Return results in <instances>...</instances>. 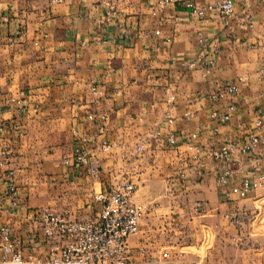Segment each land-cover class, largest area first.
Wrapping results in <instances>:
<instances>
[{"label":"crops","instance_id":"obj_1","mask_svg":"<svg viewBox=\"0 0 264 264\" xmlns=\"http://www.w3.org/2000/svg\"><path fill=\"white\" fill-rule=\"evenodd\" d=\"M49 1L0 0V147L11 149L17 174L15 199L0 177V226H9L24 244L41 240L42 209L69 220L93 218L100 208L94 196L129 181L134 201L149 208L130 244L131 264H209V250L197 241L210 232L241 247L236 264H264V220L257 207L264 188L227 201L216 182L220 164L208 166L199 180L184 153L192 132L198 144L213 149L228 140L241 143L257 118L264 122V0H247L250 8L233 0L234 14L224 20L216 14L198 19L187 7L216 0H173L164 10L156 0ZM109 7L116 17L99 23ZM198 32L217 46L215 62L190 69ZM239 77L244 84L235 99L207 98ZM231 105L227 123L211 118ZM171 130L174 146L166 143ZM81 143L96 154L97 177L63 163ZM105 144L115 148L102 153ZM239 170L264 172V147L243 157ZM234 214L244 217L238 227L230 223ZM165 237L174 242L163 243ZM202 248L204 257L182 251ZM162 253L180 257L166 261Z\"/></svg>","mask_w":264,"mask_h":264},{"label":"built area","instance_id":"obj_2","mask_svg":"<svg viewBox=\"0 0 264 264\" xmlns=\"http://www.w3.org/2000/svg\"><path fill=\"white\" fill-rule=\"evenodd\" d=\"M66 0H50V4H63ZM260 0H252L259 2ZM173 0H156L159 9H166ZM245 8H250L251 3L247 0H237ZM235 1L216 0L212 3L195 5L188 3L190 13L198 19H202L209 14H216L222 20L234 14ZM116 10L109 7L108 12L99 20V23H109L116 17ZM249 14H245V19L249 21ZM248 27L253 25L248 23ZM171 39L166 37L165 42ZM199 52L193 62L188 64L190 69L208 68L215 62L214 53L217 46L210 47L209 42L201 32L196 35ZM214 50V51H213ZM244 79L239 77L236 82L225 84L216 91L210 93L207 98L218 103L225 100H233L237 97ZM93 94H98L96 88H92ZM167 100L172 103L174 98L167 95ZM12 103L20 104V100L13 99ZM235 110V106L228 107L226 113L213 111L211 118L220 124H225L230 120V111ZM19 112H24L20 108ZM36 112V109H33ZM260 113V111H257ZM191 113H185V117H191ZM91 119V117H89ZM167 122L172 123V118L167 116ZM254 131L241 143L232 140L221 143L213 149H205L198 144V133L192 132L185 140L184 153L188 155V161L193 166L194 174L199 180L205 178L208 166L217 163L220 168L216 175V182L225 188L223 195L227 201L234 197L245 199L251 191L264 188V172L256 170L243 172L239 170L241 159L248 154L254 153L260 147H264V122L257 118L254 122ZM1 130V129H0ZM19 137L22 132L15 128ZM217 132V128L213 130ZM166 143L174 146L176 138L174 132L166 133ZM114 144H105L100 148V152L106 153L114 149ZM135 152H143V144L135 147ZM7 146L0 147V177L8 184V192L15 199V181L17 174L12 166L13 155ZM63 163L72 169L85 172L92 177L99 174V164L96 154L90 151L82 143L77 144L71 155L63 160ZM240 171V172H239ZM241 174L239 184H235V176ZM186 175L180 173L178 180L184 182ZM135 185L129 181L110 184L105 192H100L94 196V200L100 204L99 210L93 218L89 219H65L51 213L48 209H42L39 213L38 229L41 233V240H31L24 244L20 239L13 236L12 229L7 225L0 226V264H131V242L140 232V222L146 215L147 208L144 204L134 201ZM169 196H172L170 193ZM197 209H201L200 204H196ZM244 217L231 215L230 223L238 227L243 222ZM139 253L144 255V249H139ZM160 257L166 261L178 260L179 255L162 253Z\"/></svg>","mask_w":264,"mask_h":264},{"label":"rangeland","instance_id":"obj_3","mask_svg":"<svg viewBox=\"0 0 264 264\" xmlns=\"http://www.w3.org/2000/svg\"><path fill=\"white\" fill-rule=\"evenodd\" d=\"M257 207L261 211L264 220V196H262L261 201L258 202ZM172 242H174V240L168 237L163 239V243H169L168 245ZM197 242L201 243V246H206L209 250V255L207 256L209 264H236L241 259L239 253V248L241 247L229 242L227 236L221 233L210 232L207 236H204L202 240L200 239ZM182 251L198 253L201 257L205 255L203 248L199 252L194 249H182Z\"/></svg>","mask_w":264,"mask_h":264}]
</instances>
